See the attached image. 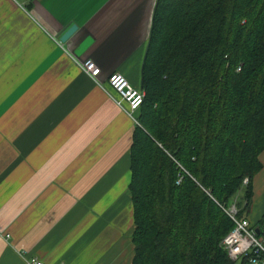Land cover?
Segmentation results:
<instances>
[{
  "label": "crops",
  "instance_id": "crops-1",
  "mask_svg": "<svg viewBox=\"0 0 264 264\" xmlns=\"http://www.w3.org/2000/svg\"><path fill=\"white\" fill-rule=\"evenodd\" d=\"M153 4L0 0V264H130L135 124L106 80L119 73L141 89ZM70 24L76 30L59 43ZM86 59L95 80L80 68ZM258 160L244 214L256 227L264 149Z\"/></svg>",
  "mask_w": 264,
  "mask_h": 264
},
{
  "label": "trees",
  "instance_id": "trees-1",
  "mask_svg": "<svg viewBox=\"0 0 264 264\" xmlns=\"http://www.w3.org/2000/svg\"><path fill=\"white\" fill-rule=\"evenodd\" d=\"M141 90L130 264H234L219 246L232 227L220 206L236 198L245 217L261 168L264 0H154Z\"/></svg>",
  "mask_w": 264,
  "mask_h": 264
},
{
  "label": "built area",
  "instance_id": "built-area-1",
  "mask_svg": "<svg viewBox=\"0 0 264 264\" xmlns=\"http://www.w3.org/2000/svg\"><path fill=\"white\" fill-rule=\"evenodd\" d=\"M80 68L91 79L97 78L99 69L91 60L82 61ZM106 85L111 92L116 94V97H111L109 92L107 95L130 117L134 124H137L133 114L142 102L143 91L131 87L119 73L110 74L107 77ZM246 182L247 179L244 178L242 184L244 185ZM220 208L232 222L231 229L223 236L220 243L227 256L231 260L244 258L246 264H264V223L260 225V229L256 233L255 229L257 228L249 223L246 217L238 216L239 209L236 206V198ZM27 262L28 264H44L34 257L29 258Z\"/></svg>",
  "mask_w": 264,
  "mask_h": 264
},
{
  "label": "water",
  "instance_id": "water-1",
  "mask_svg": "<svg viewBox=\"0 0 264 264\" xmlns=\"http://www.w3.org/2000/svg\"><path fill=\"white\" fill-rule=\"evenodd\" d=\"M76 30V25L75 24H70L68 25L67 27H65V29L59 33L58 35H56V38L57 40L60 42V43H64L68 37ZM141 87V85H140ZM255 232L257 233L258 230L255 229Z\"/></svg>",
  "mask_w": 264,
  "mask_h": 264
},
{
  "label": "rangeland",
  "instance_id": "rangeland-1",
  "mask_svg": "<svg viewBox=\"0 0 264 264\" xmlns=\"http://www.w3.org/2000/svg\"><path fill=\"white\" fill-rule=\"evenodd\" d=\"M148 29H149V27H148ZM237 70V69H236ZM244 179V178H243ZM242 179V180H243ZM242 183V182H241ZM246 184V183H245ZM242 194V192H238V193H236V196L238 197V199H240V197L242 196L241 195ZM237 208H238V205H237ZM247 211H249V208H248V210ZM263 212V211H262ZM230 220V219H229ZM256 227V226H255ZM257 230H259L260 229V225H258L257 227ZM223 238V237H222ZM222 240V239H221ZM221 240H220V242H219V246H220V248L224 251V253H225V255H226V257L228 258V260L229 261H231V262H233L234 264H237V262L238 261H240L242 258H239V259H237V260H231L228 256H227V254H226V251L221 247Z\"/></svg>",
  "mask_w": 264,
  "mask_h": 264
}]
</instances>
